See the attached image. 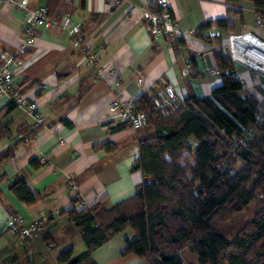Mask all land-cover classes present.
Instances as JSON below:
<instances>
[{"label": "crops", "instance_id": "crops-1", "mask_svg": "<svg viewBox=\"0 0 264 264\" xmlns=\"http://www.w3.org/2000/svg\"><path fill=\"white\" fill-rule=\"evenodd\" d=\"M25 1L31 10L46 6L54 18L68 12L78 25L84 46L75 47L62 25L38 27L34 42L26 43L30 12L0 0V64L11 67L14 89L38 103L45 121L30 133L32 117L27 110L15 106L3 117L12 125L11 136L0 139V152L12 146L13 154L0 165V264H59L62 249L72 246L76 254L87 249L68 214L72 207L80 208L66 186L68 175H73L88 206L105 207L133 195L145 177L132 165L139 154V140L154 135L155 127L125 124L119 128L124 122L112 117L111 99L118 95L134 102L143 94L152 96L166 84L173 85L181 98L189 93L210 95L222 83V71L208 74L205 67L219 68L218 53L229 59L221 50L230 33L250 31L264 41V11L241 0L242 21L232 16L236 22L232 32L213 25L207 31L212 36L208 41L190 32L181 38L163 35L154 39L140 10L132 9L128 2ZM129 1L138 6L155 2ZM168 1L185 31L227 15L225 0ZM233 65L242 83L238 92L261 101L264 73L242 63ZM97 67L103 69L101 77L96 75ZM9 101L6 95L0 96V109ZM107 141L110 149L101 146ZM43 156L46 162H41ZM20 178L41 193L36 202L27 204L10 190ZM256 202L248 206H256ZM13 213L22 214L25 222L43 219L42 231L22 239L8 228ZM134 236L131 227L125 228L93 250L89 260L96 264H150L145 257L125 251L127 240ZM183 253L187 264H197V254L190 247Z\"/></svg>", "mask_w": 264, "mask_h": 264}, {"label": "trees", "instance_id": "trees-1", "mask_svg": "<svg viewBox=\"0 0 264 264\" xmlns=\"http://www.w3.org/2000/svg\"><path fill=\"white\" fill-rule=\"evenodd\" d=\"M249 1L264 11V0ZM225 2L227 15L200 23L196 36L210 40L207 31L213 25L222 31L235 30L232 16L242 21L241 0ZM216 59L222 72L234 69L224 55L218 53ZM241 87L235 73L222 75V83L210 95L189 93L182 98V106L167 116L154 108V94L134 101L146 111L147 124L155 127L154 135L139 140V154L132 165L143 172L144 180L133 195L110 207L95 204L68 210L87 249L76 254L72 246L66 247L59 252L58 263L96 264L89 260L92 251L131 227L135 236L127 240L125 251L145 257L150 264H187L180 255L187 246L196 252L197 264H264V127L238 154V168L218 166L227 155L231 136L257 121L260 102L255 96L241 95ZM15 106L9 101L0 109V139L11 136L12 124L3 117ZM191 138L198 143L192 144ZM101 146L110 149L111 142ZM12 154V146L1 151L0 165ZM10 190L27 204L42 196L23 178L12 183ZM256 197H262L263 205L250 219L228 229L215 224L221 212L241 211Z\"/></svg>", "mask_w": 264, "mask_h": 264}, {"label": "built area", "instance_id": "built-area-1", "mask_svg": "<svg viewBox=\"0 0 264 264\" xmlns=\"http://www.w3.org/2000/svg\"><path fill=\"white\" fill-rule=\"evenodd\" d=\"M4 1L13 3L25 13L30 12V19L25 26V31L28 33L26 43L34 42V31L36 28H49L55 25H62L69 33L75 47L84 46L83 39L78 31V25L73 22L68 12L64 13L62 18H54L49 15L46 6H40L38 9L31 10L25 0ZM116 2H128L132 9H139L147 29L154 39H158L163 35L181 38L187 32L195 33V30L185 31L179 26L168 0H155L152 6H138L131 3L129 0H116ZM258 22H261V19H258ZM221 52L228 56L232 63H242L264 73V41L250 31L230 33L227 38L226 46ZM89 59H92L91 54H89ZM204 71L208 74H220L221 72L216 66H207ZM102 72V68H96V75L98 77H101ZM3 95H6L10 101H14L17 106L27 110L31 114L32 128L36 129L44 124V115L40 111L38 103L22 95L18 89H14V75L8 64H0V96ZM259 102V110L256 113V123L250 127L244 128L241 133L231 136L227 155L225 159L223 158L224 160L222 159V161H220L218 164L219 167L224 164L225 167L227 166L226 168L234 170L232 164L229 163V159H231L229 156H236L244 148H247L249 141L259 132V127H264V98ZM182 104L183 99L178 95L176 89L171 84L164 85L154 93L153 106L162 116H167L175 112ZM110 108L112 117L129 124L133 128H140L148 123L146 111L138 109L133 100L115 95L110 101ZM46 161L47 159L45 156L41 157V162ZM66 186L73 192V197L76 199L80 208L88 206L83 194L78 191L72 174L68 175ZM8 228L22 239H28L42 231L43 219L25 222L22 214L13 213L9 216ZM180 255L183 259L184 253L182 251Z\"/></svg>", "mask_w": 264, "mask_h": 264}, {"label": "rangeland", "instance_id": "rangeland-1", "mask_svg": "<svg viewBox=\"0 0 264 264\" xmlns=\"http://www.w3.org/2000/svg\"><path fill=\"white\" fill-rule=\"evenodd\" d=\"M193 141L194 140H191L190 142L192 144H194ZM229 157L232 159V160L229 159V163L232 164L234 169L238 168L241 165V159H240V157H238V155L229 156ZM224 159H225V157H224ZM259 196H261V195H259ZM254 200L257 201L256 202L257 203L256 206H254V205L248 206L247 205L241 211H234L232 209H229V210H226L224 212H221L215 218V224H217V226L220 227V228L228 229V228L234 227L235 225H237L239 223H243L245 220L249 219L253 215V213L255 212V208L257 206H259V208H260V206L263 205L262 197L261 198L256 197Z\"/></svg>", "mask_w": 264, "mask_h": 264}, {"label": "water", "instance_id": "water-1", "mask_svg": "<svg viewBox=\"0 0 264 264\" xmlns=\"http://www.w3.org/2000/svg\"><path fill=\"white\" fill-rule=\"evenodd\" d=\"M216 33H219V32L217 31ZM216 33L214 32L213 34H216ZM234 73H235V69H233L231 71L225 70L221 74L225 75V74H234Z\"/></svg>", "mask_w": 264, "mask_h": 264}]
</instances>
